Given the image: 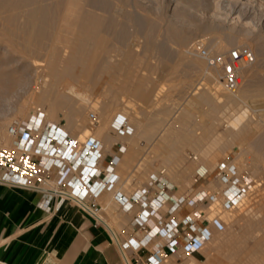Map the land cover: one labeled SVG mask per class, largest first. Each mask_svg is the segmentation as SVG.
Here are the masks:
<instances>
[{"label":"rangeland","instance_id":"1","mask_svg":"<svg viewBox=\"0 0 264 264\" xmlns=\"http://www.w3.org/2000/svg\"><path fill=\"white\" fill-rule=\"evenodd\" d=\"M104 1H106V22H108L105 23V35L107 37L106 46H108L107 48L110 54L114 55L108 58L106 57V64L116 61L121 64L122 69L120 73H116L113 77L112 73L108 70L104 73H97L94 76L96 84L93 90L88 91V89L83 87L79 89L80 93L85 94L89 106L86 109L87 111H85L86 113H84V115L82 114L80 117L78 115L72 119H68L66 116V114H68L67 106H58L56 112L51 114L49 111L51 101L38 100L37 96L40 95V92L43 90V86H41L42 81L38 82L36 73L32 71L34 69L35 60L40 58L45 50H42V53L38 57H33L31 54L24 51L20 44H11L1 40L0 37V61L7 62L10 60L8 62V65L11 64L9 65L11 66L10 68L17 69L21 67L23 73L19 75L16 85L11 88L12 90L6 93L0 92V147H11L17 141L15 137L10 136L7 132L10 125L24 123L38 112L43 113L44 123L52 122L67 126L70 130V134L73 137H78L80 141H84L88 136H94L102 141L101 135L106 132V119H104L100 113V109L97 108L98 104L94 103L95 100L102 101L103 99L104 101V95L106 96L107 103L116 102L120 104L119 109L121 108L123 114L126 112L125 116L132 115L134 119L144 123L150 121V116L153 111H160L165 108L166 105H169L173 110L171 122L176 129L175 132L177 134L179 133V135L183 134L185 140L188 142H192V140L196 138L200 140L199 144L201 145V137H203L201 129L205 119V110L204 103L199 101L200 94L205 91L204 93L206 95L212 98L215 97L214 99L222 104L232 100V110L229 109L230 103L228 102L227 108L222 109L221 118L217 126L220 131L219 135L222 136L224 140L228 138V141H232V146L236 147H229L222 158H219L217 161L212 160V165L209 167L207 166V168L208 172L211 173L217 168V164L219 165L221 162L225 165H227L228 161L234 164L238 171L237 175L243 179L245 183L244 185H240V187H244L241 193L242 199L233 207L227 208L223 206L224 199L217 196V200L214 203H206L207 205L199 206L196 211H204V215L198 219V222L200 224L209 222L213 230L212 239L208 241L202 249V251L206 253L207 259L201 264H237L234 261L238 263L247 262V260L250 259L252 251L256 248L254 243L256 239L264 237V161H262L264 160V155H262V159L257 158L254 151L255 145H257L258 150L264 153V140H262L264 139V94L257 93L260 95L254 97L251 93H248L250 97L248 95H243L240 96V98H236L223 89L220 79H218V83L215 84L218 87L217 89L207 75L208 72L216 70L207 69L206 61L201 59V57L198 59H200V62H203V65H201V67H203L194 68L190 64L191 62L189 59L179 54V48L180 37L187 34L189 31L193 32L190 37L191 41L189 40L187 44V48H191L192 43L197 39H203L205 41L206 38L211 37L213 35V30H220L219 33H223L224 35V32L227 31V27L231 23H234L230 18H228L229 20L225 18L228 14H231L230 17H235L239 14L241 17L246 15L245 17H247V19L245 18L244 21L251 22V34L248 35L249 37H247L246 41L242 28L239 24H236L234 32L238 35L239 40L245 42L242 44L241 42L237 43L234 41L227 48L236 46L249 48L248 43L251 49L255 48L259 43L262 45V48H264V35L261 36L260 32L262 24H264L261 23L264 22V0H251L248 5L244 4L243 6L237 2V0H178L174 8V3H169L171 2L170 0H155L157 2L155 6L151 5V0H140V2L138 0ZM237 9H239V12H236ZM215 12H217L219 16H217V13L215 15ZM175 15L181 19L178 20L180 23L175 18ZM215 17L216 19H214ZM131 18L137 19L139 23H134ZM176 36L177 39L175 38ZM241 37L244 40L240 39ZM207 41L208 39H206V45ZM178 42L179 44H177ZM177 47H179L178 50L175 49ZM209 49L210 48H208V50ZM222 51H225V49L221 50V52ZM253 56L254 58L258 57L254 53ZM258 58L256 60L254 59L255 61L252 63L253 66L247 73H243V70H241L243 84H252V82L253 84L254 82L261 84L264 82V57L261 56L260 58L259 56ZM184 63L187 64L184 65ZM244 74H248V76L244 77ZM183 77L184 81H182ZM120 80L121 82L126 81L127 86L122 88L123 92L120 90L121 93L119 95L115 91V89L118 90V88H115L114 84L119 83ZM36 83L38 84L36 85ZM104 84L106 87H104ZM199 84L202 88L200 87V89H198L199 91L193 94L192 91L195 86ZM109 85L113 86L110 87L114 91ZM135 86L141 87L139 91L143 90L148 92V98L145 99L136 95L134 93V91H136L134 88ZM182 89L186 90L183 91ZM196 94H198V96H196ZM167 95L171 99L170 102L163 100V97ZM150 98L151 100H148ZM203 98H205L204 94ZM89 101L91 102L89 103ZM153 101L156 102L154 103ZM90 105L92 106L90 107ZM117 109L118 108H116V111H119V109ZM93 114L95 115V120L92 118ZM116 118L117 116L108 120V125H112L111 123H113ZM181 121L182 123L185 122L182 124ZM85 126L88 130L83 134L82 129L85 128ZM189 129H191L193 133H191ZM92 130L94 131L92 132ZM242 131H246V137H242L240 134V137L236 138V133ZM259 151L258 153L261 155ZM197 155L199 156L198 159L195 158ZM226 155L228 158H226ZM185 156V160L193 161V158L196 159L199 162L197 163L198 165L206 163L204 153L198 150L191 149V151L189 150L186 152ZM146 161H150L149 156L144 159V164H141L139 169L144 167ZM182 166L183 164L180 166L176 165L175 173L173 175L170 174V177L173 179H171L172 185L177 187L179 194L188 193V195H191L194 193L192 189L197 186L205 187L203 190L209 191L210 193L218 190V185L215 186L216 183H214V185L211 184V179H216L218 176L217 170L216 174L214 172L208 177L205 176L203 178L200 177V172L195 171L194 168L188 170ZM56 173V170H53L51 174L52 181H54ZM146 180L147 179H145V181ZM125 187L131 191L134 186L125 185ZM208 206H210V208ZM108 210H110V208ZM213 219L217 220L215 224ZM106 224L112 229L108 221H106ZM229 234H231V242L234 244L233 247H229V244L226 242L223 243L222 241V244L219 241V238L222 237L223 240H226ZM214 254H217V256L215 257ZM262 259L264 258L257 257L254 259L252 257L248 264H261Z\"/></svg>","mask_w":264,"mask_h":264},{"label":"crops","instance_id":"2","mask_svg":"<svg viewBox=\"0 0 264 264\" xmlns=\"http://www.w3.org/2000/svg\"><path fill=\"white\" fill-rule=\"evenodd\" d=\"M134 88V93L143 97L139 91L141 89L137 86ZM141 92L145 93L143 90ZM206 97L207 99L199 97L205 110L201 145L200 140L195 138L188 142L183 134L175 132L171 122L173 110L169 105L160 111H153L150 121L146 123L134 120L132 115L125 116L121 108L116 111L113 107L109 111L106 115V132L101 135L102 141L90 136L99 143L101 154L96 165L101 170L97 181L107 175L105 168L110 165L112 158H118L109 173L111 180L106 183L108 187L96 198V204L100 208L99 217L72 200H63L60 207H56L58 198H52L46 208L42 204L44 195L41 192L0 182V264H149L151 245L163 241V238L154 235L144 247L124 246V242L130 237L137 240L143 237L142 232L135 231L133 227V219L139 212L140 205L134 203L129 210H123L114 200L113 194L118 192L130 199L134 193L145 190L146 202H152L158 195H163L165 201L157 211L163 222L175 219L180 230L184 227L181 221L186 216L191 215L199 206L208 204L189 201L205 187H195L191 195L179 194L170 177L176 171L175 166L181 164L188 170L194 168L199 171L203 178L214 172L216 174V171L208 172L206 163L198 165L199 162L194 158L193 161L185 160L186 152L191 149L204 153L208 160L217 161L229 147H236L232 146V141H228V138L224 140L218 135L220 131L217 126L222 109L227 108L230 103L229 109L232 110V100L222 104L208 95ZM163 100L171 101L168 95ZM116 116L120 120L124 119L125 124L127 122L130 133L120 134L112 125L107 127L108 120ZM50 123L60 127L62 131L66 129L68 135L73 137L67 126ZM148 156L150 161H146L145 168L139 169ZM78 172L77 168L76 173ZM153 176L158 177V182H150ZM125 185L134 186L133 190L129 191ZM182 196L185 201L170 213L168 207L172 199ZM106 221L112 225V229L107 226ZM178 241L183 243L181 235ZM202 249L203 247L190 255H184L180 250L168 253L167 259L160 264H201L207 259Z\"/></svg>","mask_w":264,"mask_h":264},{"label":"bare ground","instance_id":"3","mask_svg":"<svg viewBox=\"0 0 264 264\" xmlns=\"http://www.w3.org/2000/svg\"><path fill=\"white\" fill-rule=\"evenodd\" d=\"M138 1L140 2V0H138ZM170 1L171 2H169V3H171V4L174 3V5H173V8H174L177 5L178 0H170ZM150 2H151L152 6H155L157 3L155 0H151ZM237 2H239L243 6L244 4L248 5L251 2V0L250 1L249 0H237ZM141 3H142V1H141ZM181 4H183V3H181ZM238 10L239 9H237L236 12H239ZM110 11H111V9H110ZM216 13L217 12H215V15H216ZM128 15H130V14H128ZM239 15H236L235 17L234 16L230 17L231 14L230 15L228 14L227 16L224 15L225 18H227V20H229L228 18H230L234 23H231L227 27V29L225 28L227 31L224 32L225 33L224 35H223V33L222 34L219 33L220 30L219 31L213 30L212 31L213 35L211 37L206 38V39H208L207 48H210L209 49L210 53L221 52V50H224V49L226 50V48L229 47V45L234 41H236L237 43L241 42L242 44H243V42H245V41L239 40L238 35L235 34L234 29L236 27V24H239V26L242 28V31L245 34L244 39L246 40L247 37H249L248 35L251 34V29H250V25H251L250 23L251 22L250 21H244L245 18L247 19V17H245L246 15L245 16L243 15L244 17H241ZM217 16H219L218 13H217ZM120 17H122V16H120ZM175 18L177 19V21L181 20V19H179V17L177 15H175ZM214 19H216V17ZM131 20H133L134 23H139V21L135 18H131ZM105 23H108V22H106V1H104V0H0V25H1L0 37H1V40L7 41L11 44L12 43L13 44L14 43L20 44L22 49L24 51H26L27 53L31 54L33 57H38L42 53V50H45V52L42 53L41 57L37 58V60H35L34 69L32 71V72L36 73L37 81L38 82L42 81L41 86H43V90L40 92V95H38L37 98L39 101H51V105H50V109H49L51 114L56 112L58 106H67L68 107V114H66V116L68 119H72L73 117L78 116V115H79V117L82 114L84 115V113H86L85 111H87L86 109L89 107L87 104V98H86L85 94L80 93V91H79V89L81 87L88 89V91L93 90V88L96 84V82L94 80V76L97 73H104V72H107V70H108L109 72L112 73V77H113L116 73L121 72L122 68H121V64L119 62L115 61L114 63H107L106 64V57L108 58V57H111L114 55L110 54V52L107 48L108 46H106V43H107L106 38L107 37L105 35L106 34ZM261 23H264V22H261ZM150 28H151V26H150ZM170 29H171V27H170ZM151 31H153V30H151ZM192 32L189 31L187 34L182 35L180 37V48L177 47L175 49L178 50V48H179V50H180L179 54L182 55V57L184 56L185 58L189 59L191 62L190 64L194 68L195 67H196V69L202 68L203 66L201 67V65H203V62H200V59H198L200 57L197 56V54L195 52H193L192 48H190V47L187 48V44L189 43L190 37L192 36ZM221 32H223V31H221ZM260 32H261V36L264 35V24H262ZM171 33H173V32H171ZM175 38L177 39V36ZM206 39H205V43H206ZM240 39H242V37ZM244 39H242V40H244ZM109 40H111V39H109ZM246 43H248V42H246ZM177 44H179V42ZM248 46L250 48L249 43H248ZM227 49H229V48H227ZM250 50H252L253 53L256 54L258 57L259 56H260V58H261V56L264 57V48H262V45L260 43L258 45H256L255 48H252V49L250 48ZM201 59H203V58H201ZM179 60H182V59H179ZM9 61H7V62L6 61H0V92L1 93H6V92L12 90L11 88H13L16 85L17 80L19 79V75L23 74L21 71L22 70L21 67H19L17 69L16 68H13V69L10 68L11 66H9V65H11V64L8 65ZM252 63L249 65L243 66V68H242L243 73H247L249 71V69L253 66ZM186 64L184 63V65H186ZM176 72H178V71H176ZM187 72H189V71H187ZM197 72H199V71H197ZM29 74H31V73H29ZM207 75H208V78L210 79V81L213 82L214 85L216 83H218V79H219V75H220L218 70H216V71L213 70L212 72L210 71L207 73ZM247 76H248V74L247 75L244 74V77H247ZM20 79H21V77H20ZM191 79H193V78H191ZM197 79H199V78H197ZM203 80H204V78H203ZM182 81H184V77H183ZM191 81H193V80H191ZM244 81H245V79H244ZM113 82H114V80H113ZM126 83H127L126 81L121 82V80H120L119 83L114 84L115 88H118V90L115 89L117 94L120 95L122 88H125L127 86ZM198 83H200V82H198ZM255 83H257V82H254V84L252 82L253 85L251 83H247V84L242 83L239 86V88L236 90V92H234L236 94H233V93H231V94L234 95V97H236V98L237 97L240 98V96H243V95L247 96L248 93H251V95L254 97L258 96L260 94H264V84H262L264 82H262L261 84L260 83L255 84ZM37 84L38 83H36V85ZM110 86L111 85H109V87ZM179 86H178V88H179ZM102 87H101V89H102ZM104 87H106L105 84H104ZM111 87H113V86H111ZM137 87L141 88L140 86H137ZM200 87H201L200 84L195 86L194 90L192 91L193 94L197 93L199 91L198 89H200ZM214 89H215V87H214ZM217 89H218V87H217ZM185 90H183V91H185ZM204 92H202V94L198 93V94H200L199 97L200 98L203 97V94H204L205 99H207L206 94ZM140 93L143 97H148V95H149V94H147L148 92L142 93L140 91ZM257 93H260V94H257ZM105 94H106V92H105ZM185 94H187V93H185ZM198 94H196V96H198ZM207 94H208V92H207ZM252 96H251V98H252ZM104 99H105L104 101H103V99H102V101L95 100L94 104H96V103L98 104L97 108L100 109V113L102 114L104 119H106V115L109 113V111L113 107L116 110V106H120V104L118 105V103H116V102L107 103L105 95H104ZM114 100H116V99H114ZM148 100H151V98ZM90 102L91 101H89V103ZM245 104H246V102H245ZM91 106L92 105H90V107ZM118 109H119V107H118ZM122 109H123V107H122ZM121 112H122V110H121ZM125 113L126 112H124V115H125ZM109 116L110 115H108V117ZM182 116H185V115H182ZM126 118H129V117H126ZM184 119H186V118H184ZM116 120H119V121L122 120L123 121L124 119L120 120L117 117ZM28 121H29V119H28ZM28 121H26V122H28ZM72 122H73V120H72ZM126 124H127V122H126ZM126 124L124 121L125 126H126ZM107 127H109V125ZM102 128H103V126H102ZM98 129H100V128H98ZM82 130H83V134H84V132H86L88 129L85 126V128H83ZM189 130H191V129H189ZM63 131L66 132V129H63ZM93 131L94 130H92V132ZM124 134H126V133H124ZM240 134L242 135V137L243 136L246 137V131H242L240 133L237 132L236 137L239 138ZM73 138H75V137H73ZM88 138H90V136L86 137L84 139V141H86ZM75 139H77L79 142L80 147L77 148V150H79V149H81V147H82L81 144L84 141H80L79 138H75ZM262 140H264V139H262ZM254 149H255L254 151L256 153L257 158L262 159V155H264V153H261L258 150L257 145H255ZM258 151L261 153V155L258 153ZM198 157L199 156L197 155L195 158L198 159ZM204 159H205L206 165L208 167L212 165V160H208L205 157H204ZM80 161L82 162V159ZM199 161H201V160H199ZM262 161H264V160H262ZM63 162L65 164L68 163V161L66 159L63 160ZM230 165H234V164L228 163L226 165V169H225V171H227V175L229 177L231 176V172L228 171L227 168ZM218 166L219 165L217 164V168L214 169V171L217 170V173H218ZM82 167L83 166H80L79 170H81ZM95 169H96V171L100 170V169L96 168V166H95ZM53 170L57 171L58 169L54 167ZM235 170H236V173L238 174L236 167H235ZM71 173L72 172H70L68 174V176H67L68 178L70 177ZM124 177H125V175H124ZM211 180H212L211 181L212 185H214V183H216L215 186L218 185V190L212 192V194H214L215 196H218L220 198L225 199V196L223 195V191L227 187H230L231 183L229 184V183L223 182L220 176L219 177L217 176L216 179H211ZM98 182H100V181H98ZM150 182H151V179H150ZM107 187H108V185L106 184V188ZM78 190L81 191L82 188L80 187V188H78ZM114 195H115V193H114ZM239 201H241V200H239ZM195 212L196 211H194L191 215H194ZM99 215L100 214L98 213L97 216L99 217ZM113 234H114V232H113ZM222 238H219L220 239L219 241L221 243L223 241V243L226 242L227 244H229V247L234 246V244L231 242V234L228 235L226 240H223ZM217 241H218V238H217ZM254 243H255L256 248H254V250L252 251V254L250 255V259L252 257L254 259H256L257 257L258 258L259 257L264 258V237H262V238L260 237V238L256 239V241ZM217 246H218V244H217ZM214 256L216 257L217 254L216 255L214 254ZM218 259H216V260H218ZM249 260H247V262H239V263L236 261H234V262L237 264H248L250 262ZM262 263H264V259H262L261 264ZM217 264H219V263H217Z\"/></svg>","mask_w":264,"mask_h":264},{"label":"built area","instance_id":"4","mask_svg":"<svg viewBox=\"0 0 264 264\" xmlns=\"http://www.w3.org/2000/svg\"><path fill=\"white\" fill-rule=\"evenodd\" d=\"M191 48L206 61L208 69L219 71L220 83L229 93L236 92L241 85L243 66L254 61L252 51L244 46L210 53L205 41L197 39L192 43ZM92 118L96 119L94 114ZM112 127L120 134L130 132V129L124 125V120L115 119ZM7 132L17 141L11 147H0V182L41 192L44 195L42 204L46 208L49 207L52 198H58L56 207H60L63 200H72L97 216L100 208L96 204V198L106 188V183L111 180L109 173L118 160L117 157L112 158L110 165L105 168L107 175L98 182L101 170L96 171L95 166L101 154L99 143L93 138H88L81 144V149L77 150L80 147L78 140L70 137L54 124L44 123V115L41 112L32 116L28 122L10 125ZM65 159L68 161L66 164L63 162ZM79 166L83 167L76 173ZM54 167L58 170L52 181L51 174ZM225 169L226 165L220 163L217 174L223 182L231 183V186L223 191L225 196L223 206L229 208L241 200L244 187L240 185L245 183L237 175L234 165L227 168L231 172L230 177ZM70 172L72 173L68 178ZM153 182H158V177L153 176L151 183ZM80 187L81 191L78 190ZM144 194L145 190H142L128 199L117 192L113 198L123 210H129L134 203L140 205V210L133 219V227L135 231L142 232L143 237L139 240L130 237L124 242V246L144 247L154 235L163 238V241L151 245L149 264H160L167 259L168 253L178 250L184 255H190L204 247L210 240L212 226L209 222L202 224L198 222V219L204 215L202 210L196 211L194 215L186 216L181 221L184 227L180 230L175 219L163 222L161 214L157 211V208L165 201L163 195H158L152 202H146ZM216 197L209 191L200 190L189 201L214 203ZM184 201L183 196L172 199L168 211L170 213L176 211ZM213 220L215 224L217 220ZM180 235L182 244L178 241Z\"/></svg>","mask_w":264,"mask_h":264}]
</instances>
